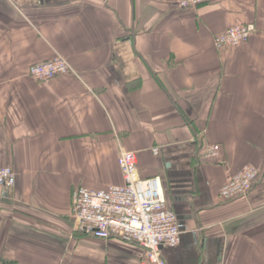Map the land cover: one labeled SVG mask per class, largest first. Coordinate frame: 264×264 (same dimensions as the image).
<instances>
[{"label":"crops","instance_id":"obj_1","mask_svg":"<svg viewBox=\"0 0 264 264\" xmlns=\"http://www.w3.org/2000/svg\"><path fill=\"white\" fill-rule=\"evenodd\" d=\"M242 23L247 43L215 46ZM56 54L68 74H29ZM121 150L177 214L166 264H264V0H0V167L17 175L0 186V264H141L138 243L74 227L73 190L122 184ZM246 164L253 188L222 200Z\"/></svg>","mask_w":264,"mask_h":264},{"label":"built area","instance_id":"obj_2","mask_svg":"<svg viewBox=\"0 0 264 264\" xmlns=\"http://www.w3.org/2000/svg\"><path fill=\"white\" fill-rule=\"evenodd\" d=\"M177 7L196 8L205 0H171ZM255 28L252 24H234L214 38L217 48L240 47L247 43ZM72 70L70 62L62 55L34 63L29 74L40 81H50ZM160 149L155 147L154 154ZM220 146L208 147L207 156L216 158ZM118 164L122 170L123 183L110 184L94 189L77 187L72 193L75 230L83 235L101 240L117 237L135 242L145 249L141 264H166L163 249L176 247L181 241L177 214L167 203L162 178H141L138 172V155L121 150ZM260 176V170L246 164L237 172H230L220 189L222 200L246 196ZM16 172L10 166L0 167V186L16 184Z\"/></svg>","mask_w":264,"mask_h":264},{"label":"rangeland","instance_id":"obj_3","mask_svg":"<svg viewBox=\"0 0 264 264\" xmlns=\"http://www.w3.org/2000/svg\"><path fill=\"white\" fill-rule=\"evenodd\" d=\"M256 167V166H255Z\"/></svg>","mask_w":264,"mask_h":264}]
</instances>
